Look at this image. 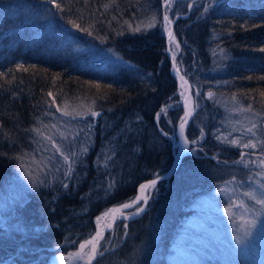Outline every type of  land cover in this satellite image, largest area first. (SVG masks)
<instances>
[{"label": "trees", "instance_id": "16d2710c", "mask_svg": "<svg viewBox=\"0 0 264 264\" xmlns=\"http://www.w3.org/2000/svg\"><path fill=\"white\" fill-rule=\"evenodd\" d=\"M56 2L65 11L46 0H0V197L42 155L62 112L100 115L75 117L77 129L62 145L71 171L52 160L42 180L2 211L0 264L66 256L94 233L99 216L171 167L183 118L175 53L194 100L186 136L198 143L171 177L149 189L141 217L116 221L91 263L168 264L199 198L262 171L252 161L264 155V144L244 149L230 141H264V0H173L168 16L179 49L173 42L167 48L164 0ZM249 105L257 117L246 120L238 111ZM252 123L255 136L246 132ZM201 264L226 263L211 257ZM230 264L264 263L244 255Z\"/></svg>", "mask_w": 264, "mask_h": 264}, {"label": "rangeland", "instance_id": "374dc122", "mask_svg": "<svg viewBox=\"0 0 264 264\" xmlns=\"http://www.w3.org/2000/svg\"><path fill=\"white\" fill-rule=\"evenodd\" d=\"M181 93L184 96V86L181 87ZM192 102L191 112L193 113L194 100ZM238 112L246 120L257 117L256 113L242 111V109ZM76 116L85 117L91 115L86 110H77L69 116L62 115L54 123L55 127H50L41 145L42 155L35 157L29 162V165L25 167L28 171L25 172V169L20 171L13 188L7 192L6 196L0 197V216L8 205L18 198H22V195L28 189H32L42 180L44 170L46 168L47 170L51 169L50 162L52 160H63L60 154L52 148V142L62 147L65 141L74 135L71 131H76L77 129V124L75 123ZM92 117L95 118V116ZM62 133L66 139L61 138ZM46 137H52V142L46 139ZM260 180L261 178L256 176L251 180L249 178L244 180L239 185L232 182L225 183L211 194L199 198L195 203L194 215L182 223L173 240L168 254V264H201L205 258L211 257H218L222 259L223 263L230 264L235 257L244 255H253L254 258L264 263V215L257 217L256 228L250 229L251 235L245 237L244 231L248 228L245 221L252 219V212H244L240 208L233 207L232 212L234 215L230 217L224 211L225 208L229 207L230 199L236 203L243 201L250 209H258L259 205L249 200L243 193L249 190L259 192ZM222 188L224 189L223 192L220 191ZM142 201L130 210L132 212L125 213V216L137 213V209L142 206ZM104 215L105 213L98 217L101 218L99 223H104ZM97 221L96 226H98ZM238 236L242 240L240 244L236 243ZM89 251L90 249L87 248L83 253H88ZM60 257L54 258L50 263L54 264L57 261H61ZM75 264H86V261L77 258Z\"/></svg>", "mask_w": 264, "mask_h": 264}, {"label": "snow or ice", "instance_id": "6c2138e0", "mask_svg": "<svg viewBox=\"0 0 264 264\" xmlns=\"http://www.w3.org/2000/svg\"><path fill=\"white\" fill-rule=\"evenodd\" d=\"M47 3L52 4L55 8H57L59 11L63 12L65 11V8L61 6V4L57 3L56 0H46ZM173 3V0H164V6H165V13L163 16V27H164V31L167 32L168 37H169V41L175 43V46L177 49L180 48V44L178 42H176L175 40V36L173 35L172 31L169 29V25H171L173 23V21L169 18L168 16V11L171 8V4ZM105 7L107 8L108 5H105ZM153 20H155V18H153ZM69 24H71L74 28H77L78 30L81 31H87L86 29H82L80 28V26L78 24H76L74 21L69 20L68 21ZM155 26L154 23L148 25V27H152ZM141 29L139 26H137L134 31L139 32ZM89 35H91V33H88ZM259 51L264 52V48L259 49ZM175 53L173 54V61H175ZM19 69H23L24 71H27L28 69H24L23 65H18L17 66ZM4 73H0V76H3ZM181 80L183 81V84L181 85V87H183L184 85H186L188 83L187 80L184 79L183 76L180 77ZM248 79H251V77H248ZM260 79L264 80V76L260 77ZM97 88L100 87V85H96ZM198 94V93H197ZM48 95H51V93H48ZM181 95L183 96V93H181ZM262 96H264V93H261ZM208 96L211 97L212 93L209 92ZM57 111H60L59 108H57ZM242 111H252V107L251 105H249L247 108L242 109ZM100 113L96 112V111H90V115L91 116H98ZM47 115V113H46ZM62 115L65 116H69L71 115V113L65 111L62 112ZM191 115V113L189 112H185V117L181 119V122L179 124V135L182 141V144L180 145V150L181 152L188 150L189 149V145H195L198 143V139H191L189 140V138L185 135V126L188 122L187 117H189ZM74 118V117H73ZM157 119H159V114H157ZM52 127H55V125H52ZM257 127V125L255 123H252V125L248 128H246V132L249 133L252 136L256 135V132L254 131V129ZM34 131H36L37 133H39V129H34ZM165 135H167V133H165ZM201 138L203 137V129H201V133H200ZM61 138L62 139H66V137L64 136V134H61ZM218 139H220V137H217ZM46 139H48L50 142H52V137H46ZM225 140H227V137H224ZM230 143L232 145H236V146H242V148L244 149H248V148H252L255 149L257 147V143H261L264 144V141H258V142H253L252 140H248L247 142L242 143L238 141V140H231ZM52 148L55 149V152L59 153L60 156L63 158L64 162L66 164H68V170L71 171V163H69V161L71 160V156L68 154H65L63 148L61 146H59L57 143L52 142ZM193 152H195V148L191 149ZM88 149L84 148L83 152H87ZM72 155H75V153H73ZM246 155V153L241 152V161L239 162H244L243 157ZM252 163H256L258 167H260L262 169L261 172L256 173L257 176H259L261 178V181H264V155H261V157L258 158V161H252ZM247 166V163H246ZM21 168H24V165L21 164ZM28 170L25 169V172H27ZM29 179H31V177H29ZM250 180L252 179L251 177L249 178ZM227 183V182H226ZM157 184V180H152L150 181V184H144L141 185V192L143 193L144 190L148 187H155V185ZM35 186V184H34ZM65 188H67V184L64 185ZM259 189L260 191L257 192L255 190H249V191H245L243 193V195L245 197H247L249 200L254 201L256 205H259L258 209H250L243 201L236 203L234 201H231L230 199V203H229V207L225 208V212H227L229 214L230 217H232L234 214L232 212V208L233 207H237L242 209L244 212H252V219L250 220H246L245 224L248 226L247 229H245L244 231V236L247 237L249 235H251V231L250 229H254L257 226V217L259 215H264V182L259 183ZM221 192L224 191V189H220ZM140 200H144L145 202H147V197L146 196H138L136 197L135 201H133V203H137ZM123 208H130L132 207V204L129 203H125L122 205ZM111 211L115 212L118 211V209H112ZM143 208H139L137 209V214L139 212H142ZM105 215H107V213H105ZM101 218H98L97 223L99 224ZM261 225V223H260ZM126 227V225H125ZM104 239L103 234L100 231H97L96 234L94 236H92L91 238L83 241L82 243H80L79 245V249L80 251L74 252V253H70L69 256L71 257H75L81 260H85L86 264H91L92 260L95 259L97 257V255H103L102 251H99L100 248V241ZM236 243L240 244L242 243L241 238L238 236L236 239ZM89 245H91V249L88 253H83V250L85 248H87ZM61 261H66L67 257L61 256L60 257Z\"/></svg>", "mask_w": 264, "mask_h": 264}, {"label": "water", "instance_id": "95a60500", "mask_svg": "<svg viewBox=\"0 0 264 264\" xmlns=\"http://www.w3.org/2000/svg\"><path fill=\"white\" fill-rule=\"evenodd\" d=\"M163 6H164V3H163ZM169 29H170V30L172 31V33H173V23H172L171 25H169ZM166 44H167V48H168V45H169V37H168V34H166ZM171 66H172V68H173V70H174V72H175V75L178 77V79L181 81V83H183V81H182L181 78H180L181 76H183L184 79L188 81V83L185 85V87H186V91H185V95H184V98H183V101H182V106H183V108H184L185 99L188 98V99L191 100V98H192V95H191V85H190V82H189V80L187 79V77H185V75H183V73L179 70V68L176 66V64L174 63L173 60H171ZM99 113H100V112H99ZM184 113H185V110H184ZM99 115H100V114H99ZM99 115L96 116V118H98ZM190 119H191V115H190L189 117H187L188 122H187V124H186V126H185V132H186V129H187L188 125H189ZM181 144H182V141H181V138H179V147H180ZM188 152H189V150H185V151H183V152H180V154L174 159L172 167H171V168H170L165 174H163V175H161V176H158V177H156V178H153V179H151V180H148V181L144 182L142 185H144V184H150V181H152V180H154V179L157 180V183H158V182H160L161 180H164V179L169 178V177L173 174V172L177 169V167L179 166V164H180L182 158H183ZM156 185H157V184H156ZM140 187H141V186H139V188H140ZM150 187H151V186H150ZM139 188H138V189H139ZM137 192H138V191H137ZM138 196H139V195L137 194L136 197H138ZM135 199H136V198H135ZM135 199H134L133 201H135ZM133 201H132V202H129V204H132V207H134V206L138 203V202H137V203H133ZM132 207H130V208H126V209H125V208H123L122 205H121V206L113 207L112 209H118V212H120V211H127V210L131 209ZM145 207H146V202L144 201V204L142 205L143 211L140 212L137 216L141 215V214L144 212ZM137 216H135V217H137ZM132 218H134V217H130V219H132ZM117 219H121V217L112 214V215H111V218H110V224H109V227H108L107 229H105L104 232H108V231H110L111 228H112V226H113V224L115 223V221H116ZM95 234H96V231L93 233L92 236H94ZM92 236H91V237H92ZM91 237H90V238H91ZM79 245H80V244H79ZM79 245H78L77 249L74 250L72 253L77 252V251H80V249H79ZM75 260H76L75 257L68 256V261H67V262H68V264H74V261H75Z\"/></svg>", "mask_w": 264, "mask_h": 264}, {"label": "bare ground", "instance_id": "6f19581e", "mask_svg": "<svg viewBox=\"0 0 264 264\" xmlns=\"http://www.w3.org/2000/svg\"><path fill=\"white\" fill-rule=\"evenodd\" d=\"M191 108H192V106H191V101H190V99H185V104H184V110H185V112L187 111V112H191ZM179 132H180V129H179ZM178 132V133H179ZM178 146H179V141H178V144H177V147L176 148H178ZM180 152H181V150H180V148H178V150H177V152L175 153V157H177L179 154H180ZM146 191H147V188L144 190V192L142 193L141 192V187L138 189V195L139 196H143V195H145V193H146ZM112 214H114V215H116V216H122V215H124V213H123V211H121V212H118V211H115V212H113V211H108L107 212V215H104V219H103V222L104 223H99L98 224V226H97V231H100L102 234L104 233V229H106L107 228V226H108V224H109V219L111 218V215ZM106 218H108L107 219V221H106ZM54 264H68V262H66V261H57V262H55Z\"/></svg>", "mask_w": 264, "mask_h": 264}]
</instances>
